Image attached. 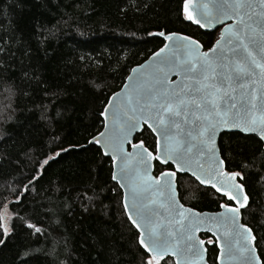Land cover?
Here are the masks:
<instances>
[{
  "label": "trees",
  "instance_id": "obj_1",
  "mask_svg": "<svg viewBox=\"0 0 264 264\" xmlns=\"http://www.w3.org/2000/svg\"><path fill=\"white\" fill-rule=\"evenodd\" d=\"M182 2L0 0V264H139L111 159L89 140L103 127L109 96L164 43L150 33L178 32L212 46L217 31L185 21ZM139 141L155 153L146 126ZM218 144L225 169L244 176L241 221L264 256L263 144L239 132H223ZM166 169L172 166L154 160L155 174ZM176 184L181 203L199 211L226 200L189 174H177ZM200 236L216 264L215 240Z\"/></svg>",
  "mask_w": 264,
  "mask_h": 264
},
{
  "label": "snow or ice",
  "instance_id": "obj_2",
  "mask_svg": "<svg viewBox=\"0 0 264 264\" xmlns=\"http://www.w3.org/2000/svg\"><path fill=\"white\" fill-rule=\"evenodd\" d=\"M180 11L185 21L200 29L221 26L215 42L204 50L190 36L150 33L170 43L153 52L149 72L144 73L146 65L131 69L129 83L113 93L115 100L109 98L99 113L104 130L89 143L103 145L102 155L110 156L113 168L118 169L111 179L127 190L121 215L135 230L139 264H160L169 254L176 257V264H202L205 241L195 233L206 221L215 222L217 240L224 238L222 255L238 258L240 264H264V256L257 254L259 241L253 228L241 222V209L249 201L245 185L238 182L244 176L221 167L225 160L218 157L215 146L221 127L252 133L264 141V0H183ZM173 74L176 80L169 79ZM141 125L156 134L155 154L144 141L133 143L131 154L124 149L132 131ZM133 156L139 165L135 173L128 167ZM149 159L174 164L177 171L190 170L201 185H209L226 198L219 204L225 211L204 216L184 209L171 197L157 207L152 193L158 190L164 197L175 172L152 177L148 175ZM4 235H8L7 228Z\"/></svg>",
  "mask_w": 264,
  "mask_h": 264
},
{
  "label": "water",
  "instance_id": "obj_3",
  "mask_svg": "<svg viewBox=\"0 0 264 264\" xmlns=\"http://www.w3.org/2000/svg\"><path fill=\"white\" fill-rule=\"evenodd\" d=\"M201 2H207V0H201ZM229 23H230V21H229ZM220 27H221V26L217 25L216 28H213V29H203V30H207V31H217V33L219 34ZM175 33H178V32H175ZM178 34H179L180 36H189V35H185V34H182V33H178ZM190 37H191V36H190ZM217 37H218V35H217ZM193 38H194V37H193ZM214 42H215V41H214ZM165 43H170V41H166V40H164V43L162 44L161 47H163ZM161 47H160V48H161ZM160 48H159V49H160ZM159 49H157L156 51H158ZM203 49H204V50H207V49H205L204 47H203ZM156 51H155V52H156ZM152 54H153V53H152ZM152 54H150V55H149L146 59H144L141 63H139V64H137V65H134L132 68L137 67V66H139V65H146V67H145V69H144V73L146 74L147 72H149V71L151 70L152 61L155 59V58L152 56ZM132 68H131V69H132ZM131 69H130L129 73L127 74V76H126V78H125V81H124V83L122 84V86H121L117 91H115L114 93H116V92H120L121 89L124 87V85H125L126 83H129V81H128L127 78H128L130 75H132V73H131ZM137 75L139 76L140 74L138 73ZM169 79H170V80H176L177 77L175 76V74H173V75H171V76L169 77ZM109 98H112L113 100H115V97L113 96V93L109 96ZM109 98H108V99H109ZM107 102H108V101H107ZM106 104H107V103H106ZM106 104H105V105H106ZM144 126L147 127V125H141L139 128H137V129H135V130L132 131L131 135L129 136V141H130V143H125V144H124V149H125V151H126L127 153H130V154L133 153V151H134L133 148H132V144H133V143H135V144H139L140 141H139V142H135V137H136L137 134H139V133L143 130ZM147 128H148V127H147ZM148 129H149V128H148ZM103 130H104V129H103V127H102V129H101L100 131H103ZM149 130L152 132L151 129H149ZM100 131H99V132H100ZM223 132H239V133L246 134V135H254V134H252V133H243V132L239 131L238 129H231V130L229 131V130H226L225 128L221 127L220 130L217 132V136H216V144H215V146H216V148H217V155H218V157H219L220 159H222V157H221V154H220V150H219V144H218V142H219V136H220V134H222ZM152 134L154 135L155 140H156V134H155L154 132H152ZM96 135H97V134H95L94 136H96ZM254 136H255V135H254ZM256 137H257V136H256ZM257 138L259 139V137H257ZM91 140H92V138H91L89 141H91ZM261 142H262L263 147H264V141H261ZM93 144H96V143H93ZM96 145H98V146L101 148L102 152L104 151V149H103V145H102V144H96ZM153 154H155V153H153ZM108 157L110 158V156H108ZM158 162H159V161H158ZM159 163H160V162H159ZM148 164H149L148 175H150V176H152V177H159V176H160V173L163 172V171H171V172H175V176L171 178V186H170V188H168V189L166 190V192H165V196H164V197H161V196H160L158 190H155V191L152 193V197H153V199H155V200L157 201V205H156L157 207H159V204H160V202H161L162 200L165 201V203H166V202H167L166 198H167V197H171V198L174 200V202H175L176 204L183 205V208H184V209H191L193 213H200V214H202V215H204V216H215L216 214L223 213V212L225 211V210L222 209V208H220L219 210H216V211H207V210L199 211V210H197V209H194V208H192V207H189V206L184 205V204L181 203V201H180V199H179V197H178L177 184H176V176H177V174H189V175L192 176L190 170L185 169V170H183V171H177V170H176V166H175L174 164H170V165L172 166V169H166V170L161 171V172L158 173V174H155V173H154V160L149 159ZM162 165H165V164H162ZM138 166H139V165H138V160H137V158H136L135 156H133V157L128 161V167H129V169H130L133 173H135V170L137 169ZM214 166H215V165H214ZM221 167H223V168L225 169V164H224L223 166H221ZM225 170H226V169H225ZM114 171H118V169L113 168V165H112V173H113ZM192 177H194V176H192ZM194 178H195V177H194ZM198 182H199V181H198ZM238 182H239V181H238ZM117 184H118V183H117ZM118 186L120 187V189H121V191H122V199H123V197L127 194V190H126L125 188H122V187L120 186V184H118ZM205 186H209V185H205ZM241 222H242V221H241ZM242 223H243V222H242ZM207 227H211L212 230H211V231H208V230H207ZM220 231H223V229H221ZM216 232H217V226H216L215 222H209V221H206V222H205V227H202L198 232H196V233H195V236L197 237L198 240H204V239H202V237L200 236V234H201V233H207V234H209V235L215 240L216 244H219V247L217 246L218 249H219L217 257L220 256L221 258H220L219 260L217 259L216 264H240V261H239L238 258H229L227 255H222V254H221V248L224 247V238L221 236V238H220L219 240H217V236L213 234V233H216ZM204 241H205V240H204ZM203 247L206 249V245H205V244L203 245ZM206 250H207V249H206ZM257 254H258V253H257ZM236 255H238V254H236ZM168 256L171 257V258L173 259V261H174V264H176V257H175L174 255H172V254H169V255H167L166 257H168ZM164 258H165V257H164ZM202 264H209L208 261H207V251H206V253H205L204 260H203Z\"/></svg>",
  "mask_w": 264,
  "mask_h": 264
},
{
  "label": "rangeland",
  "instance_id": "obj_4",
  "mask_svg": "<svg viewBox=\"0 0 264 264\" xmlns=\"http://www.w3.org/2000/svg\"><path fill=\"white\" fill-rule=\"evenodd\" d=\"M207 239H208V240H211V238H207ZM160 264H163V263H162V260L160 261Z\"/></svg>",
  "mask_w": 264,
  "mask_h": 264
},
{
  "label": "flooded vegetation",
  "instance_id": "obj_5",
  "mask_svg": "<svg viewBox=\"0 0 264 264\" xmlns=\"http://www.w3.org/2000/svg\"><path fill=\"white\" fill-rule=\"evenodd\" d=\"M202 239H204V238H202ZM204 240H206V239H204Z\"/></svg>",
  "mask_w": 264,
  "mask_h": 264
}]
</instances>
